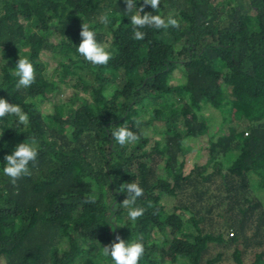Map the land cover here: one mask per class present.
Instances as JSON below:
<instances>
[{
  "label": "trees",
  "instance_id": "obj_1",
  "mask_svg": "<svg viewBox=\"0 0 264 264\" xmlns=\"http://www.w3.org/2000/svg\"><path fill=\"white\" fill-rule=\"evenodd\" d=\"M246 2L251 14L238 0H161L144 12L171 14L180 27H146L136 40L124 0H0V98L30 121L0 119V264H114L102 248L117 235L142 238L139 264H220L224 251L209 256L215 247L235 264L248 253L264 264V209L250 197L252 175L264 188V0ZM82 23L112 53L107 65L77 52ZM46 53L60 58L56 80ZM19 58L36 68L30 87H17ZM62 83L72 89L65 103L42 112ZM207 105L227 134L209 138L208 161L184 174L185 140L207 134ZM122 125L140 139L120 146L111 133ZM146 126L160 139L145 136ZM32 139L31 175L13 183L4 157ZM217 158L229 164L215 166ZM131 182L144 190L135 222L120 190Z\"/></svg>",
  "mask_w": 264,
  "mask_h": 264
},
{
  "label": "clouds",
  "instance_id": "obj_2",
  "mask_svg": "<svg viewBox=\"0 0 264 264\" xmlns=\"http://www.w3.org/2000/svg\"><path fill=\"white\" fill-rule=\"evenodd\" d=\"M137 0H124L127 6L126 13L133 12L131 24L134 26L133 38L143 40L146 33L140 29L155 28L167 30L169 27L179 28L180 22L173 15L168 16L153 15L144 12V6H150L155 12L159 10L161 0H143V5L134 9ZM143 13V14H142ZM100 22L104 25L109 23L107 15H101ZM81 43L76 47L77 52L94 66H104L112 59V53L107 47L97 40V31L90 29L88 24L82 23L80 31ZM15 75L19 78L17 87H30L36 78V68L28 58H19L17 61ZM6 115H14L18 118L21 125L29 124V116L18 104L9 103L8 100L0 98V119ZM145 131L144 135H149ZM114 140L120 145L125 146L137 142L140 137L131 131L126 125L115 127L111 133ZM38 156V144L35 139L30 142L20 143L12 154L4 157L6 164L3 172L15 183L22 176L31 175L29 164L34 163ZM120 190L126 193L127 198L122 206L129 209L128 218L135 222L144 215L145 209L136 206L137 199L142 197L144 190L136 182L126 183L120 186ZM103 255L110 257L114 264H139L145 254V245L141 239L125 241L120 236H116V242L105 246Z\"/></svg>",
  "mask_w": 264,
  "mask_h": 264
},
{
  "label": "rangeland",
  "instance_id": "obj_3",
  "mask_svg": "<svg viewBox=\"0 0 264 264\" xmlns=\"http://www.w3.org/2000/svg\"><path fill=\"white\" fill-rule=\"evenodd\" d=\"M238 3L244 8L248 14H251V9L249 8L246 0H238ZM59 56L53 53H46L41 56V60L45 63V72L48 74L49 79L56 80L59 73L56 71V63L58 61ZM55 69V70H54ZM181 77V72H175L173 75L174 82L178 81ZM70 84V83H69ZM73 84V82L71 83ZM59 90L54 94L52 100L47 103L41 104L40 108L42 112L44 113H50L52 111V103L55 104H61L65 103V97L70 93L72 90L69 85L64 86L63 83L59 84ZM79 93V92H78ZM82 95L81 93H79ZM201 115L204 118L206 124H207V134L201 135L195 139H186L185 140V147L187 149L186 155L184 157V168L183 172L184 174H188L196 165H203L208 161V140L211 138L212 143L216 142V139L218 137L224 136L227 134V122H223V115L216 109L210 107V106H204V108L201 109ZM225 115V114H224ZM149 131V135L147 137L153 141V140H159L160 137L158 134H156L151 127H144L143 132ZM146 136V135H145ZM232 150V149H231ZM237 148L233 149L232 154H236ZM231 154V153H230ZM229 155V154H228ZM234 155L232 157H234ZM229 157V156H228ZM218 162L215 166H217L219 163H221L222 159L217 158ZM224 166H227L229 164V161L225 158H223L222 161ZM213 161L209 162V170L212 168ZM251 192L250 197L259 199L262 202V208L264 209V188H261L258 186V178L254 175L251 176ZM168 204V209L171 208L173 205V201L171 200ZM187 219L189 216L187 214H184L183 218ZM188 229V228H187ZM193 230V228H191ZM191 229L187 231H192ZM231 236V235H230ZM160 238V235L156 234L153 239ZM218 251H224V258L223 261L220 264H235L232 259H230V250H222L221 248H214L210 251V255H214ZM243 264H251L253 262V257L248 253L243 258ZM167 264V263H165Z\"/></svg>",
  "mask_w": 264,
  "mask_h": 264
}]
</instances>
